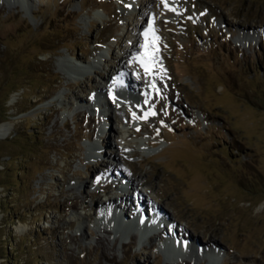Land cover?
I'll list each match as a JSON object with an SVG mask.
<instances>
[{
  "label": "rangeland",
  "instance_id": "374dc122",
  "mask_svg": "<svg viewBox=\"0 0 264 264\" xmlns=\"http://www.w3.org/2000/svg\"><path fill=\"white\" fill-rule=\"evenodd\" d=\"M4 123L0 264H264V0H0ZM117 172L198 243L129 225Z\"/></svg>",
  "mask_w": 264,
  "mask_h": 264
},
{
  "label": "bare ground",
  "instance_id": "6f19581e",
  "mask_svg": "<svg viewBox=\"0 0 264 264\" xmlns=\"http://www.w3.org/2000/svg\"><path fill=\"white\" fill-rule=\"evenodd\" d=\"M30 2H32V0H29ZM154 1V0H153ZM250 33L249 32H247L246 33V35H244L243 36V39H241L242 41H248L249 39H250V35H249ZM132 54H134L135 56L137 55L138 56V58L140 59V58H142V57H148V52H147V49L144 47V48H142V51L140 52L139 50H138V48L136 49V48H134L133 50H132ZM149 59V58H148ZM147 59V60H148ZM141 60V59H140ZM143 61H145V60H143ZM78 65V64H77ZM119 65H121V64H119ZM76 66V65H75ZM121 67H123V66H121ZM121 67H119V69H121ZM77 68V67H76ZM118 69V71H117V75L119 74V72H120V70ZM136 69L137 70H140V68L139 67H136ZM142 69H143V66H142ZM115 74V75H116ZM117 80V82H118V79H116ZM120 80V79H119ZM142 79H140L139 81L138 80H136V79H134V78H132V77H125V80H124V82L125 83H128L129 84V87L132 89V91H135L136 89H139V88H141L142 86H143V81H141ZM118 83H120V82H118ZM121 86H122V88H124L125 89V87L121 84ZM102 89H104L103 87L101 88V90ZM126 91L131 95L132 93H131V91L130 90H127L126 89ZM153 95V94H152ZM151 102H153V101H151ZM156 102V101H155ZM112 119L108 116V115H105L104 116V118H103V121H104V124H105V129H106V131L108 130V129H111V121ZM9 132H10V126H9V124H0V137H6L8 134H9ZM105 133H107V132H103L102 131V129H101V131H100V135H101V144H102V146L104 147V146H106V145H108V141L106 140V136L104 135ZM124 138V141H127L129 138H131V136L130 135H127V136H125V137H123ZM109 144H110V142H109ZM101 147V146H100ZM123 148H125L124 146H123ZM101 153H102V151H101ZM106 153V152H105ZM102 157V156H101ZM110 157H113L114 159L116 158L117 160H120V156H119V154H118V152L116 153L115 152V154L112 152L111 154H110ZM101 159V158H100ZM104 162V164L102 163L101 165H102V167L103 168H107L108 167V163H105V161H103ZM102 167H101V169H96V171H93L91 168L92 167H88L89 168V170H91L92 172H93V176H94V174L96 173V175H97V173L98 172H100L101 170H102ZM115 167V166H114ZM113 169H116V167L115 168H113ZM90 171V173H92ZM105 175H107V174H105ZM100 176H103V175H100ZM103 177H105V176H103ZM114 177L116 178V179H114V178H111V177H107L106 176V183H108V184H110L111 182L114 184V182H116L115 183V188H118L119 189V191L121 190V193H119V195H118V197H115V196H113L112 194L107 198V201H106V203L108 202V205H114L115 203H116V200L114 199V198H119V199H122V198H124V201H127V202H129V203H127L125 206L124 205H122L123 207H124V209H123V207H122V209H123V212H122V214H124V213H126V212H129L131 209H132V207H134L133 208V210L131 211L132 213L130 214V216H135V215H137V216H139V218H142V217H140V215H142V208L144 207V206H147V208H146V214H147V216H149V214H148V211L150 210V211H152L153 212V219L154 220H156V221H160V223L161 222H163V224H165V226H163V228L160 230V231H154V229L153 228H149V226H147V225H143V227L147 230V233L148 232H151V230L155 233V232H159L161 235H158V234H155L157 237H155L154 235V237L153 236H151V237H148V239H153V238H157V239H160V240H162L163 242H164V240L166 239V238H175L176 240H178V241H181L182 242V246H183V248L186 250V249H189V248H193V246H194V243L195 244H197L198 243V239H194L190 234H189V236L184 232V229H182V230H179L178 228H177V225L176 224H172L170 221H171V219L170 218H168L167 216H166V213L165 212H161V210H163L162 209V205L161 204H159L157 201H154L153 203H151V204H148V202H146V200L144 199V197L142 198V196H148V194H149V192L148 191H145V190H142V189H137L138 190V195H137V192L135 193V195H136V198L134 197V193L133 192H130V190H128L127 192H125L124 190H123V188L121 187V183H122V181H123V179H122V174H121V172H117V174H115L114 175ZM134 177H132L129 181H128V183H127V181H126V183L129 185L128 187H130L131 189H136L137 188V186H140V185H146L147 183H148V180L147 179H141V180H135V179H133ZM104 187V186H103ZM121 188V189H120ZM103 189V188H102ZM118 189H113L112 190V192H115V191H117ZM110 188L109 187H105V189H104V192L105 193H110ZM134 191V190H133ZM100 192H98V191H95V192H93V194H92V197L93 198H95L96 199V202H95V205H96V207H103V205L105 204V203H103L102 204V202L100 201V199H99V197H100ZM114 197V198H113ZM134 199L135 200H137V202H136V204H134ZM119 201V200H118ZM119 203H121V201H119ZM125 202H122V204H124ZM136 205L138 206L137 208H135L136 207ZM76 206V205H75ZM105 207H107V205H105ZM112 209V208H111ZM136 210H138V211H136ZM113 211H115L114 209H113ZM121 213V212H120ZM139 213H140V215H139ZM121 214V215H122ZM146 216V217H147ZM145 217V216H144ZM168 220H170V221H168ZM130 224H133L132 222H130L129 223V225ZM112 233V231L109 229H105L104 227L101 229V234L102 235H98V240L101 242V244H106V243H109V240H108V237L110 236V234ZM153 233V234H154ZM136 236L134 235V237L133 238H135ZM187 237H189V238H187ZM190 238H192L193 240H191ZM130 239H132L131 237H130ZM208 243H211V244H216L215 242H214V240H212V239H209L208 240ZM128 244H130V243H128ZM201 246H205V245H201ZM181 249V248H180ZM195 249V248H194ZM201 249H203V250H201ZM208 248H201L200 247V244H198V247H197V250L199 251V250H201V251H203L205 254H208L209 252H211V251H209V250H207ZM182 250V249H181ZM212 252H214V251H212ZM215 254V253H214ZM185 264H187V263H185Z\"/></svg>",
  "mask_w": 264,
  "mask_h": 264
},
{
  "label": "trees",
  "instance_id": "16d2710c",
  "mask_svg": "<svg viewBox=\"0 0 264 264\" xmlns=\"http://www.w3.org/2000/svg\"><path fill=\"white\" fill-rule=\"evenodd\" d=\"M27 135H29V136H30V134H28V133H27Z\"/></svg>",
  "mask_w": 264,
  "mask_h": 264
}]
</instances>
